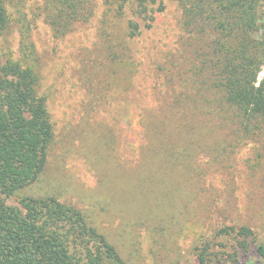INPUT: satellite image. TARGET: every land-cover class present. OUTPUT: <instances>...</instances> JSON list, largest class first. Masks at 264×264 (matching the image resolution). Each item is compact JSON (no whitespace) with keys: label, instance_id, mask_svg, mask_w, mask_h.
<instances>
[{"label":"rangeland","instance_id":"374dc122","mask_svg":"<svg viewBox=\"0 0 264 264\" xmlns=\"http://www.w3.org/2000/svg\"><path fill=\"white\" fill-rule=\"evenodd\" d=\"M161 1L165 9L152 27L129 44L132 67L106 57L102 0H90L94 17L62 38L37 16L40 1H28L23 12L34 18L29 33L54 140L39 179L9 203L53 196L81 210L129 264H197L194 248L205 242L211 243L207 264H263L256 247L264 242V122L236 132L232 111L219 110L212 93L186 72L193 57L180 31L179 8L175 0ZM19 38L14 28L2 39V51L15 55ZM132 68L133 80L119 73ZM167 130L204 139L194 146L195 171L182 175L185 193L176 190L175 216L163 200L155 204L158 176L145 168L162 162L150 158L148 148L156 134L152 149L165 151ZM165 216L176 222L157 224ZM224 226H247L253 237L242 243L215 237Z\"/></svg>","mask_w":264,"mask_h":264},{"label":"trees","instance_id":"16d2710c","mask_svg":"<svg viewBox=\"0 0 264 264\" xmlns=\"http://www.w3.org/2000/svg\"><path fill=\"white\" fill-rule=\"evenodd\" d=\"M28 1L0 0V264H129L81 210L53 196L19 197L16 204L9 203L39 179L54 140L41 62L29 33L34 18L28 20L23 12ZM39 1L37 16L42 17L55 38L64 37L94 17L90 0ZM175 2L180 31L193 57L186 72L199 88L212 93L213 101L222 108L219 110L232 111L236 132L259 129V122H264V0ZM102 4L100 29L106 57L122 67H132L135 60L130 42L140 37L143 28L152 27L165 5L161 0H102ZM14 28L20 36L15 55L1 49L2 39ZM129 69L119 73L133 80L134 69ZM168 130L163 133L165 151L152 149L159 138L156 134L148 148L150 158H163L162 162L145 163V168L158 176L153 183L160 191L155 204L163 200L171 205L175 216L176 190L185 193L182 175L195 171L192 157L198 150L194 146L204 139ZM175 134L176 141L172 140ZM199 145L204 148L203 143ZM114 167L120 170L118 165ZM197 184L195 181V187ZM173 222L176 218L168 216L157 220L159 225ZM214 236L242 243L253 237V231L247 226H224ZM210 247L211 243L205 242L194 248L197 264L208 263ZM256 253L264 264V242L257 245Z\"/></svg>","mask_w":264,"mask_h":264}]
</instances>
